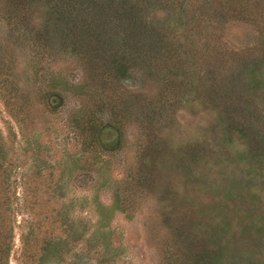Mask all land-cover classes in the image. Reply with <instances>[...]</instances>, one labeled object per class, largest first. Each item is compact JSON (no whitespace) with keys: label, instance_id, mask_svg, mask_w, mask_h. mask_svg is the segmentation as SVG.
I'll return each mask as SVG.
<instances>
[{"label":"rangeland","instance_id":"1","mask_svg":"<svg viewBox=\"0 0 264 264\" xmlns=\"http://www.w3.org/2000/svg\"><path fill=\"white\" fill-rule=\"evenodd\" d=\"M196 1L187 0L195 3L191 20L206 23L190 34L205 37L208 49L186 67L194 76L207 69L210 79L226 52L249 47L254 32L220 27L224 46L214 53V1ZM33 9L21 14L34 28L41 18ZM153 10L147 15L164 19L162 31L183 37L184 25L166 26ZM9 29L0 19V250L9 240L7 264H171L202 246L221 247L214 264L235 254L237 264H264V157L251 128L237 124L244 116L237 82L221 123L199 103L197 85L172 92L141 62L127 61L123 79L106 71L100 53L86 63L50 52L29 67ZM94 101L102 107L93 109ZM257 108L251 120L264 133V93ZM25 244L33 245V262Z\"/></svg>","mask_w":264,"mask_h":264},{"label":"trees","instance_id":"2","mask_svg":"<svg viewBox=\"0 0 264 264\" xmlns=\"http://www.w3.org/2000/svg\"><path fill=\"white\" fill-rule=\"evenodd\" d=\"M180 1L0 0V19L10 25V29L7 30L10 42L26 50V55H30L26 63L29 67L43 59L45 53L49 55L50 52L75 53L86 63H93L100 53L105 54L104 57H100L106 63L104 64L106 71L112 73L116 79H123L128 74L127 61H132L133 65L136 62L143 63L148 72L165 80L164 83L172 92L181 93L183 89L184 91L192 89L193 92L194 86L196 89L197 85L195 93L199 103L208 111L218 112L219 116H215L217 122L223 123L224 118L219 111L227 104L230 94L234 93V89L232 90L229 86L237 82L244 111V116L237 121V124L251 128L258 154L256 155L264 157V133L257 131L253 127L255 123L251 120L253 113H261L257 104L260 103L264 93V0L255 5L247 0H213L212 10L217 16L213 19L215 24L210 23L214 27H212L214 33L208 37L212 44L210 50L213 49L214 53L219 55L224 46L219 33L224 29L220 27L224 25H227L228 31L234 26L250 29L254 32V41L244 49L228 48L229 51L226 54L229 56L221 59V66L216 67L214 75L210 78L211 81L208 76H205L207 69L194 76L186 67V62L189 66L191 59L200 60L206 57L203 52L207 48L206 38H196L190 34L196 25L202 26L206 22L200 23V19H197L198 24L193 23L191 19L194 18L189 15V12H193L192 8L195 5L192 4L195 3L186 0L185 5H178ZM182 1L184 3V0ZM196 2L200 3L199 0ZM25 7L34 8L33 12L39 15L37 16L38 19L41 18L39 27L33 28L32 24L24 19L21 13L24 12ZM150 7H154L155 12H163V15L167 17L166 26L168 24L174 26L176 23L184 25L183 37L173 34L175 28H172V31L166 29L167 33L162 31L157 24L164 19L156 21L154 17L149 18L147 12ZM22 27L24 30H21ZM190 52H194L193 58ZM7 54L12 57L10 52ZM126 54L128 58H125ZM13 62L14 59L11 64ZM5 66L8 70L7 62ZM161 70H164L163 76H160ZM5 95L9 97L10 93L7 92ZM112 100H109L110 104L117 106ZM92 106H94L93 109L102 107L98 101H94ZM157 110H150V112L154 116L159 113ZM94 111L91 112L92 115ZM85 118L88 124L87 131H90L94 126V118L90 115ZM96 133L99 134L100 131ZM0 210H6V198L2 194H0ZM24 237L21 235L23 244ZM49 243V240L45 242V244ZM32 246V244L27 246L30 247V251L24 252H29L31 256L29 258H32L30 262H33L35 258L34 251L31 250ZM9 249L10 241L8 240L5 241L4 248L0 250V264H7ZM222 252L220 246L213 248L202 246L201 250H197V254L191 255L190 260L174 259L171 264H214L223 257ZM229 260L231 261L228 264H237L238 255L235 254Z\"/></svg>","mask_w":264,"mask_h":264}]
</instances>
